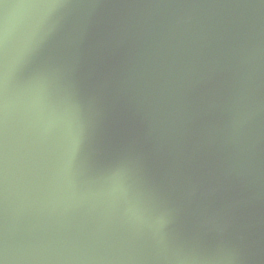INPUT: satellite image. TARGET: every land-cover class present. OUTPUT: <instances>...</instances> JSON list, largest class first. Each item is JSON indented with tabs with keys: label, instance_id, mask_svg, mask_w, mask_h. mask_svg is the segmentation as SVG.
Segmentation results:
<instances>
[{
	"label": "water",
	"instance_id": "1",
	"mask_svg": "<svg viewBox=\"0 0 264 264\" xmlns=\"http://www.w3.org/2000/svg\"><path fill=\"white\" fill-rule=\"evenodd\" d=\"M0 264H264V0H0Z\"/></svg>",
	"mask_w": 264,
	"mask_h": 264
}]
</instances>
